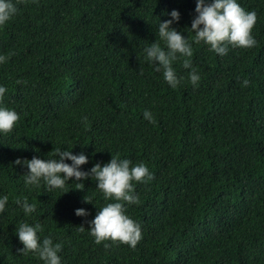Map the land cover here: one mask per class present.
<instances>
[{"label":"trees","instance_id":"1","mask_svg":"<svg viewBox=\"0 0 264 264\" xmlns=\"http://www.w3.org/2000/svg\"><path fill=\"white\" fill-rule=\"evenodd\" d=\"M13 2L16 13L0 26V105L18 113L0 134V194L9 198L0 264H42L17 251L20 221L61 243L62 264H264V0H238L256 12V44L224 55L192 42L195 0ZM172 9L180 13L172 26L192 47L196 86L179 59L172 67L184 79L172 88L143 58ZM57 148L83 151L85 171L111 153L145 163L151 179L131 182L138 201H120L140 225L135 247L89 235L97 207L113 202L91 178L80 189L70 178L63 194L42 181L25 187L27 167L14 161L54 158ZM24 197L35 204L27 216L15 204Z\"/></svg>","mask_w":264,"mask_h":264},{"label":"clouds","instance_id":"2","mask_svg":"<svg viewBox=\"0 0 264 264\" xmlns=\"http://www.w3.org/2000/svg\"><path fill=\"white\" fill-rule=\"evenodd\" d=\"M16 10L13 0H0V26L9 21ZM194 11L195 16L189 28L194 33L192 42H203L210 51L219 55L226 54L229 46L249 48L256 44L251 34L256 21V12L246 11L238 0H195ZM167 15L170 19L159 20L157 24L155 34L159 42L155 39L146 44L142 50L143 58L155 71L162 73L163 80L172 88H176L184 79L178 76L172 67V62L179 59L182 66L189 69L187 73L189 82L196 86L200 76L195 68L190 66L188 59L192 55L191 44L188 37L172 26L179 21L180 13L172 9ZM5 59L6 57L0 54V63ZM247 84V79L241 81V86ZM5 91L4 86L0 85V95ZM143 117L149 121L152 119L147 109L144 110ZM17 120L18 113L14 109L0 105V134L10 132ZM66 159L71 163L65 162ZM87 160L88 157L83 151L73 153L68 149L57 148L54 158L18 157L14 163L27 167V171L22 175L25 187L29 185L37 187L42 181L46 190L61 189L63 194L69 190H64V186L70 178L77 184L75 189H80L79 185L84 178L94 180L95 188L102 193L105 201L111 198L113 202H106L97 207L96 214L88 221L89 235L97 243L104 240H118L129 247H135L141 238L140 225L123 212L120 201L136 203L138 197L133 192L134 186L131 182H146L151 179L152 173L143 161L132 163L128 158H119L118 153L116 155L111 153V158L106 163L96 162L85 171L80 166ZM8 199L7 194H0V212L5 210ZM83 199L85 202H92L87 196ZM15 204L26 216L35 210V204L29 203L27 197L16 199ZM74 213L77 216L88 215L84 208H76ZM83 228L84 226L80 225L79 230ZM40 230L39 223L18 222L14 231L23 246L17 251L21 254L31 252L42 261V264H62L58 255L61 243L53 242L50 236L40 239L37 235Z\"/></svg>","mask_w":264,"mask_h":264}]
</instances>
